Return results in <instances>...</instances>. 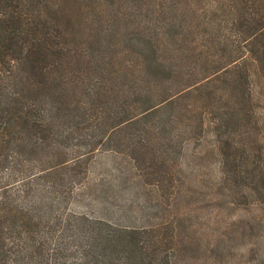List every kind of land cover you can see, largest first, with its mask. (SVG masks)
<instances>
[{
	"label": "trees",
	"instance_id": "obj_1",
	"mask_svg": "<svg viewBox=\"0 0 264 264\" xmlns=\"http://www.w3.org/2000/svg\"><path fill=\"white\" fill-rule=\"evenodd\" d=\"M250 66L264 0H0V264H179L209 129L264 214Z\"/></svg>",
	"mask_w": 264,
	"mask_h": 264
},
{
	"label": "rangeland",
	"instance_id": "obj_2",
	"mask_svg": "<svg viewBox=\"0 0 264 264\" xmlns=\"http://www.w3.org/2000/svg\"><path fill=\"white\" fill-rule=\"evenodd\" d=\"M254 107V135L263 142L255 148L256 162L264 164V77L250 66ZM211 129L202 140L186 144L184 172L186 195L177 208L185 209L193 226L191 246L179 264H258L264 255V214L236 183H220V157ZM261 153L257 156L256 153ZM107 160V159H105ZM104 160V161H105ZM100 163L102 161H99ZM259 189H263L260 184ZM126 193L125 200L129 198ZM140 201L147 205L143 193ZM83 206L84 204L80 203ZM148 211V207H146Z\"/></svg>",
	"mask_w": 264,
	"mask_h": 264
}]
</instances>
